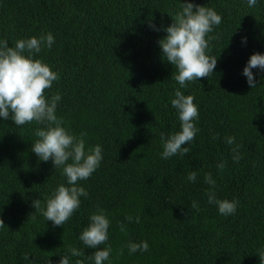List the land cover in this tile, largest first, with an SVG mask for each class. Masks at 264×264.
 Returning <instances> with one entry per match:
<instances>
[{
  "label": "trees",
  "instance_id": "trees-1",
  "mask_svg": "<svg viewBox=\"0 0 264 264\" xmlns=\"http://www.w3.org/2000/svg\"><path fill=\"white\" fill-rule=\"evenodd\" d=\"M185 0H0V39L51 33L54 43L41 59L60 79L45 96L61 95L56 115L79 136L86 150L100 145L102 161L87 180L88 196L64 226L54 227L32 201L66 185L61 169L31 151L36 122L17 127L0 117V264H58L69 247L85 255L79 235L89 217L104 209L111 221L104 264H259L264 250V71L252 69L256 87L243 75L250 56L264 54V0H188L214 9L222 22L208 37L206 54L217 58L214 73L180 89L194 97L199 117L195 139L184 157L161 159L160 136L180 130L170 100L179 84L162 59L158 41L169 15ZM154 23L160 31L151 29ZM206 37V39L208 38ZM246 37V43H242ZM27 55V53H25ZM218 134L217 139H213ZM235 137V143H226ZM240 145L239 162L233 149ZM225 163L221 171L217 165ZM195 171V182L187 176ZM215 180L217 199L237 200L234 214L208 203L205 173ZM196 201L198 209L191 204ZM34 212V213H33ZM35 219H29L30 214ZM131 215L133 222L125 217ZM140 222L135 223V217ZM118 222L125 224L127 234ZM146 241L147 252L129 254L128 242ZM107 245L98 246L99 248ZM123 249V255L120 250ZM27 253L29 260H24Z\"/></svg>",
  "mask_w": 264,
  "mask_h": 264
},
{
  "label": "clouds",
  "instance_id": "clouds-1",
  "mask_svg": "<svg viewBox=\"0 0 264 264\" xmlns=\"http://www.w3.org/2000/svg\"><path fill=\"white\" fill-rule=\"evenodd\" d=\"M257 2L258 0H247V5L250 8L255 7ZM169 16L172 18V23L163 28L166 35L158 41V44L162 59L175 69L172 79L179 84L170 103L176 110L180 130L174 131L167 137L161 133L163 151L160 156L165 160L177 155L184 157L191 152V148L184 145L190 144L199 131L194 123L198 120L199 111L194 104V97L186 96L180 89L186 88L189 82L208 78L214 73L217 58L207 55L206 50L209 48V40L218 37H208V34L222 22V17L214 9L188 0L180 4L179 11ZM148 26L155 31L161 30L152 22H149ZM246 39L242 37V43H246ZM53 43L54 37L51 33L17 40L14 47L9 46L7 40L0 39V117L4 120L11 119L17 127L32 122L42 125L35 130L34 134L38 139L32 143L31 151L40 161L51 160L55 169H61V174L66 177V185L60 184L50 196L45 197L43 206L40 198L34 199L32 207L35 209L34 212H39L46 221H51L54 227H59L64 226L80 207V197L88 196L87 191L78 185V181L89 179L99 168L103 157L100 145L86 150V132H81L77 136L64 127V119L56 115L57 105L61 100L60 93L53 94L50 99L45 96L46 90L51 89L53 82L58 81L60 77L41 59L34 57L45 48L50 50ZM254 68L264 71V54H252L243 69V75L247 77L250 88L257 86L252 72ZM217 138L218 134L213 136V139ZM226 143L234 144L235 137H226ZM239 148L240 145H236L233 149L234 162H239L242 158L239 155ZM225 166V163L217 165L221 171ZM196 178L195 171L187 176L189 182H195ZM204 182L210 186L206 191L208 203L215 204L221 215L234 214L239 202L217 199L214 190L216 182L210 172L205 173ZM191 207L199 210L196 201L192 202ZM33 213L30 214L29 219H35ZM125 219L129 223L133 222L131 215L126 216ZM89 220L90 223L78 238L85 248L97 249L88 258L93 260L94 264H104L105 261L110 260L112 252L111 245L108 244V229L111 221L105 210L99 207L90 215ZM139 222L140 217L136 216L135 223ZM118 225L120 231L127 234L125 224L118 222ZM3 226H5L4 222L0 219V227ZM102 245L107 246L98 247ZM126 246L129 254L138 251L144 253L149 250L146 241L140 243L129 241ZM69 253L71 257L85 255L84 250L76 247H69ZM119 254L123 255V249ZM70 256H61L58 264H71ZM258 256L259 264H264V250H260ZM23 259L29 260V255L25 253ZM48 264H52L50 259ZM75 264H83V262L77 259Z\"/></svg>",
  "mask_w": 264,
  "mask_h": 264
}]
</instances>
